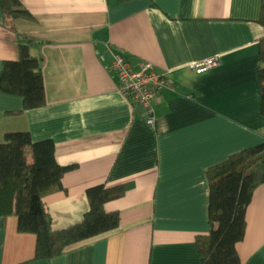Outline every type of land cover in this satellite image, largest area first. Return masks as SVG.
Here are the masks:
<instances>
[{
    "label": "crops",
    "instance_id": "1",
    "mask_svg": "<svg viewBox=\"0 0 264 264\" xmlns=\"http://www.w3.org/2000/svg\"><path fill=\"white\" fill-rule=\"evenodd\" d=\"M19 1L32 17H14V28L31 39L45 103L23 109L20 94L0 91V141L18 130L53 141L55 160L67 166L62 188L43 197L54 230L82 220L87 187H127L103 203L118 212L114 228L53 257L34 258L35 233L19 231L16 214L0 215V264H201L195 238L210 228L206 168L264 141L260 0ZM113 53L166 73L152 125L118 91ZM214 56L200 72L190 67ZM17 58L18 37L0 4V70ZM244 216L240 260L264 264V182Z\"/></svg>",
    "mask_w": 264,
    "mask_h": 264
},
{
    "label": "trees",
    "instance_id": "2",
    "mask_svg": "<svg viewBox=\"0 0 264 264\" xmlns=\"http://www.w3.org/2000/svg\"><path fill=\"white\" fill-rule=\"evenodd\" d=\"M124 1V0H120ZM6 26L18 37V58L4 60L0 70V91L20 94L23 109L45 103L44 83L39 61L30 52L31 39L14 28V17L32 15L19 0H0ZM264 25V0L256 19ZM257 78L260 113L264 116V35L259 38ZM30 148L32 160L27 161ZM50 138L33 141L28 131H8L0 141V215L17 216V229L35 233L34 258H48L66 246L118 224L116 211H105L103 203L120 196L127 184L86 188L89 209L72 226L54 230L45 207V194L62 188L67 166L59 164ZM208 184L209 231L195 238L201 264H242L235 243L245 229V209L253 189L264 182V141L229 153L205 170Z\"/></svg>",
    "mask_w": 264,
    "mask_h": 264
},
{
    "label": "built area",
    "instance_id": "3",
    "mask_svg": "<svg viewBox=\"0 0 264 264\" xmlns=\"http://www.w3.org/2000/svg\"><path fill=\"white\" fill-rule=\"evenodd\" d=\"M216 57L191 62L190 67L200 72L213 65ZM118 91L133 103L141 105L145 110V121L152 125L154 121V108L152 101L159 92L169 86L170 82L165 72L157 71L151 62L143 61L137 67L121 54L113 53L109 64Z\"/></svg>",
    "mask_w": 264,
    "mask_h": 264
}]
</instances>
